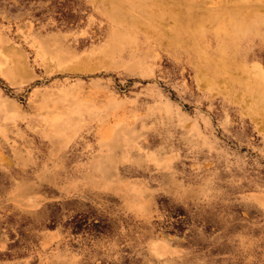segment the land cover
Masks as SVG:
<instances>
[{
    "label": "rangeland",
    "instance_id": "1",
    "mask_svg": "<svg viewBox=\"0 0 264 264\" xmlns=\"http://www.w3.org/2000/svg\"><path fill=\"white\" fill-rule=\"evenodd\" d=\"M0 264H264V0H0Z\"/></svg>",
    "mask_w": 264,
    "mask_h": 264
},
{
    "label": "bare ground",
    "instance_id": "2",
    "mask_svg": "<svg viewBox=\"0 0 264 264\" xmlns=\"http://www.w3.org/2000/svg\"><path fill=\"white\" fill-rule=\"evenodd\" d=\"M145 28V27H144ZM45 45H47V44H42V43H40V46L43 48V47H45ZM53 59V58H52ZM66 63V62H65Z\"/></svg>",
    "mask_w": 264,
    "mask_h": 264
}]
</instances>
